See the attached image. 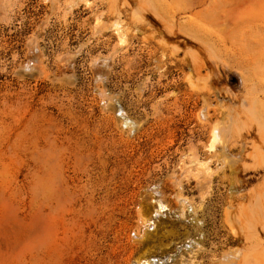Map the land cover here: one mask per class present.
Masks as SVG:
<instances>
[{
	"label": "rangeland",
	"instance_id": "374dc122",
	"mask_svg": "<svg viewBox=\"0 0 264 264\" xmlns=\"http://www.w3.org/2000/svg\"><path fill=\"white\" fill-rule=\"evenodd\" d=\"M263 226L264 0H0V264L264 258Z\"/></svg>",
	"mask_w": 264,
	"mask_h": 264
},
{
	"label": "bare ground",
	"instance_id": "6f19581e",
	"mask_svg": "<svg viewBox=\"0 0 264 264\" xmlns=\"http://www.w3.org/2000/svg\"><path fill=\"white\" fill-rule=\"evenodd\" d=\"M87 1V0H86ZM115 1V0H114ZM126 2V1H125ZM126 4V3H125ZM74 5V4H73ZM139 6V5H138ZM1 7H3V6H1ZM133 8V7H132ZM2 9V8H1ZM120 10V9H119ZM134 10V9H133ZM137 10V9H136ZM118 10H116V12H117ZM141 16V15H140ZM139 16V17H140ZM100 18V17H99ZM115 18V17H114ZM137 18V17H136ZM143 20V19H142ZM99 20H97V22H98ZM140 21V20H139ZM96 22V23H97ZM113 24V23H112ZM121 24V23H120ZM124 25V24H123ZM119 27L120 26H117V28H116V31H115V33H116V35H117V37H118V41H119V43H124L125 42V32L123 33V31H121L120 29H119ZM127 32V31H126ZM125 44V43H124ZM30 47H32V46H30ZM34 53V52H33ZM66 57V56H65ZM67 58V57H66ZM97 58V57H96ZM100 58V57H99ZM36 59V58H35ZM33 61V60H32ZM36 61V60H35ZM94 66H95V64H94ZM218 71V70H217ZM100 80V79H99ZM107 96V95H106ZM236 96V95H235ZM109 97V96H108ZM110 100V99H109ZM230 100V99H229ZM237 100V99H236ZM228 101V100H227ZM232 102V101H231ZM230 103V102H229ZM248 103V102H247ZM235 104V103H234ZM234 104H232V105H234ZM237 105H241V104H237ZM243 105V104H242ZM236 106V105H235ZM203 107V106H202ZM224 107H225V105H224ZM232 109V108H231ZM236 110V109H235ZM232 112V111H231ZM200 113V112H199ZM202 115V114H201ZM232 115H234V114H232ZM236 115H237V113H236ZM232 117H234V116H232ZM126 119V118H125ZM124 119V120H125ZM123 120V119H122ZM235 120V119H234ZM124 122H126V120L125 121H123V123ZM231 122V121H230ZM127 123V122H126ZM125 123V124H126ZM235 123V122H234ZM125 124H124V126H125ZM221 124V123H220ZM231 124V123H230ZM128 125V124H127ZM218 125V124H217ZM229 125V124H228ZM126 127V126H125ZM239 127V126H238ZM237 127V128H238ZM230 128V127H229ZM128 129V128H127ZM222 129V128H221ZM227 129V128H226ZM230 132V131H229ZM229 134H231V133H229ZM210 138H209V142H208V150L210 151V152H212V153H214V151L217 149V144L221 141V137H220V133H219V130L217 129V128H215V129H212V134H211V136H209ZM235 138V137H234ZM225 140V139H224ZM226 141V140H225ZM224 142V141H223ZM229 142V141H228ZM224 144V143H223ZM207 145V144H206ZM232 145V144H231ZM245 146V145H244ZM230 147V146H229ZM218 152H220V154L222 155V157L225 155L226 156V154H231L230 153V151H229V148H228V145H220V147H218ZM208 151V152H209ZM215 152H217V151H215ZM218 152H217V154H218ZM187 154V153H186ZM217 154H214V155H217ZM213 155V154H212ZM188 156V155H187ZM208 156H210V155H208ZM218 156V155H217ZM224 156V157H225ZM235 156V155H234ZM240 157V156H239ZM238 157V158H239ZM221 158V157H220ZM219 158V159H220ZM236 158V157H235ZM262 158V157H261ZM235 160H238V159H235ZM259 160V159H258ZM223 161V160H222ZM223 163H225V162H223ZM236 163V162H235ZM257 163V162H256ZM231 164V163H230ZM260 164V163H259ZM230 166V165H229ZM187 169H186V171H188L189 173H191L192 175H193V177L197 180V184H198V188H199V190H200V196L199 197H201V201H202V197H204L203 195L204 194H206L208 191H207V188L210 186V182H209V176H210V166H209V164H208V159H206V160H203V159H200V160H196V159H190V161L188 162V164H187V167H186ZM230 168V167H229ZM236 168V167H235ZM232 169H234V168H232ZM238 170V169H237ZM184 171H185V169H184ZM234 174H235V172H234ZM192 177V178H193ZM211 177V176H210ZM238 177V176H237ZM177 178V177H176ZM175 178V179H176ZM180 178V177H179ZM182 179V178H181ZM180 179V180H181ZM242 179V178H241ZM238 180V179H237ZM173 182V181H172ZM182 182V181H181ZM196 182V181H195ZM209 182V183H208ZM196 184V185H197ZM177 185H179L180 186V181L178 182L177 181ZM231 187V189H232V191L234 192V193H231V194H235V191H240V189L239 190H236L235 189V184L234 185H231L230 186ZM239 187V186H238ZM241 188V187H240ZM209 190V189H208ZM242 190V189H241ZM157 191V190H156ZM178 192H177V200H179L180 202H181V209L179 210V214L177 215V217H179V218H182V217H186V205L187 204H189L188 206V208L190 209L191 208V206H192V203L189 201V199L182 193V191H181V188H179V190H177ZM231 191V192H232ZM176 192V191H175ZM242 192V191H241ZM240 192V193H241ZM237 194V193H236ZM244 194V193H243ZM240 194H237V195H235L233 198H237L238 196H239ZM241 196V195H240ZM261 196V195H260ZM242 197V196H241ZM191 198V197H190ZM245 199V198H244ZM200 200H198V202H200ZM154 201H155V203H156V205L154 206V209H153V214H155V215H158V214H161L164 210H168L167 209V205L165 204V203H163L160 199H154ZM197 204V203H196ZM200 204V203H199ZM240 205V204H239ZM201 206V205H200ZM194 208V207H193ZM201 208V207H200ZM192 209V208H191ZM199 209V208H198ZM242 209V208H241ZM175 210V209H174ZM241 212H243V211H241ZM147 214V213H146ZM197 215V214H196ZM166 216V215H165ZM239 216H241V215H239ZM188 218V217H187ZM152 219L150 218L149 219V222L151 223V226H155L154 225V221L152 222L151 221ZM184 220V219H183ZM245 220V219H244ZM247 220V219H246ZM189 222V221H188ZM192 222V221H191ZM201 222V221H200ZM200 222H199V225H201L200 224ZM195 223V222H194ZM202 223V222H201ZM245 223V222H244ZM246 224V223H245ZM262 224H263V222H262ZM150 225V224H149ZM146 226V225H145ZM197 227V226H196ZM250 227V226H249ZM197 228H199V232H198V237L197 238H199V237H202V235H201V233H202V231L200 230V226L199 227H197ZM247 228V227H246ZM263 229H264V226H263ZM198 230V229H197ZM236 230V229H235ZM248 230V229H247ZM246 230V231H247ZM201 231V232H200ZM256 232H257V230H255ZM260 235V234H259ZM258 236V235H257ZM249 237V236H248ZM245 240V239H244ZM256 240V239H255ZM251 241V240H250ZM259 243V242H258ZM260 243H261V241H260ZM192 244H194V245H197L198 247L200 246V244H199V242L198 241H196L195 240V238H188V240H187V245H189V246H191ZM249 244V243H248ZM262 246L263 245H259V246H257L258 247V249L261 247V249H262ZM201 247H202V245H201ZM242 247V246H241ZM247 247V246H246ZM245 247V248H246ZM250 247H252V245L251 246H249V248ZM256 247V248H257ZM203 248V247H202ZM235 248V247H234ZM245 248H243V249H245ZM248 249V248H247ZM254 249H255V247H254ZM258 249H257V252H258ZM250 250V249H249ZM254 251V250H253ZM256 251V250H255ZM260 251V250H259ZM263 251V250H262ZM148 252V251H147ZM227 252V251H226ZM264 252V251H263ZM260 253V252H259ZM190 254V253H189ZM256 254V253H255ZM261 254V253H260ZM143 255V254H142ZM192 254H190V256H191ZM254 255V254H253ZM262 255V254H261ZM256 256V257H254V256H252L249 252H245V251H243V250H239V249H237V250H234L233 252L231 251V252H228V254H224V260H222V264H264V258L262 257V256ZM192 257V256H191ZM263 258V259H262ZM173 259V258H172ZM168 260V259H167ZM192 260L190 259V260H188V261H185V262H183V264H192V262H191ZM138 264H155V263H153V261H151L150 260V258H142V260L138 263ZM198 264V263H197Z\"/></svg>",
	"mask_w": 264,
	"mask_h": 264
}]
</instances>
